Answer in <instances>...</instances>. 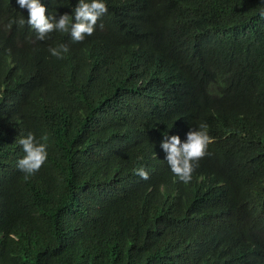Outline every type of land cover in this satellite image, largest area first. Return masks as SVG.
<instances>
[{"label":"trees","instance_id":"obj_1","mask_svg":"<svg viewBox=\"0 0 264 264\" xmlns=\"http://www.w3.org/2000/svg\"><path fill=\"white\" fill-rule=\"evenodd\" d=\"M40 2L74 22L79 0ZM103 2L74 42L0 0V264H264V0ZM200 123L184 183L161 141ZM29 132L48 156L25 179Z\"/></svg>","mask_w":264,"mask_h":264},{"label":"clouds","instance_id":"obj_2","mask_svg":"<svg viewBox=\"0 0 264 264\" xmlns=\"http://www.w3.org/2000/svg\"><path fill=\"white\" fill-rule=\"evenodd\" d=\"M17 3L21 8L27 9L28 18L25 21L21 17L15 22L21 26L27 23L36 31L39 40H44L53 31H61L70 33L74 42H81L85 36L93 34L97 21L107 12V6L103 0H90V2L79 0L74 9L73 22V18L68 14L60 15L59 19H56L54 15H46V8L40 0H17ZM259 15L264 18V10ZM12 22L10 21V24ZM49 51L51 55L63 58V53L68 51V46L59 44L57 47L50 48ZM186 136L185 142H182L178 135L166 136L161 141V148L166 153V161L172 173L184 183L190 182L192 172L198 166L196 162L207 154V147L214 140L208 134L206 123H200L195 130H189ZM47 139L46 135L37 139L32 132H29L19 140L25 155L18 160L17 167L26 174L25 179L39 171L45 163L48 156ZM135 171L142 179L149 178V173L144 168H138Z\"/></svg>","mask_w":264,"mask_h":264}]
</instances>
